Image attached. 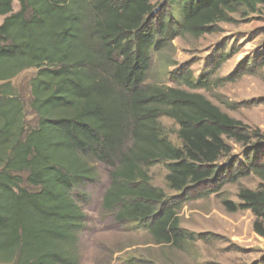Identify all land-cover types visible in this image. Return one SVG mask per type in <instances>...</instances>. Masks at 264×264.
Returning a JSON list of instances; mask_svg holds the SVG:
<instances>
[{"label":"trees","instance_id":"obj_1","mask_svg":"<svg viewBox=\"0 0 264 264\" xmlns=\"http://www.w3.org/2000/svg\"><path fill=\"white\" fill-rule=\"evenodd\" d=\"M162 1L159 13L154 0H0V264H80L86 215L74 196L89 193L98 169L107 182L101 208L112 221L136 223L155 244L173 246L194 239L179 228L182 205L254 176L256 189L222 205L249 211L264 238V135L200 94L146 84L164 43L211 34L239 12L264 10V0ZM262 66L264 54L249 68ZM29 69L33 128L10 83ZM170 77L201 85L186 67ZM160 117L178 126L181 148L161 134ZM229 141L244 147L242 160ZM156 163H166L174 196L150 185Z\"/></svg>","mask_w":264,"mask_h":264},{"label":"rangeland","instance_id":"obj_2","mask_svg":"<svg viewBox=\"0 0 264 264\" xmlns=\"http://www.w3.org/2000/svg\"><path fill=\"white\" fill-rule=\"evenodd\" d=\"M154 9L165 12L164 2L154 0ZM19 8L13 3V11ZM165 14V13H164ZM179 20V10L171 9ZM229 23L214 26L211 34L200 37L178 35L152 53L146 84L179 87L200 94L230 118L240 121L250 132L264 135V66L249 68L264 54V10L247 16L240 12ZM3 17H0V24ZM226 59L219 67L214 64ZM186 67L199 87L189 89L171 81L170 73ZM36 70L29 69L11 80V86L25 103V120L35 125L29 108L30 80ZM161 134L172 145L181 148L174 121L160 117ZM232 154L242 160L244 147L232 141ZM99 181L89 193L75 195L86 215L80 242V264H255L264 260V238L252 230L254 221L249 211L229 213L224 200L238 204L237 194L245 188L254 190L259 180L254 176L226 185L217 195L185 203L177 217L180 230L194 237L179 246L155 244L153 238L136 223L116 224L101 208L107 187L105 174L98 169ZM166 163L148 168L151 186L174 196L166 182ZM88 191V189H86Z\"/></svg>","mask_w":264,"mask_h":264}]
</instances>
